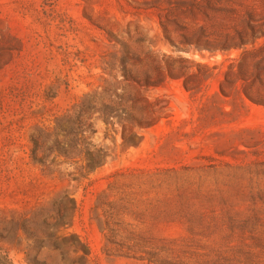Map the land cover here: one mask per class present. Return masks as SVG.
<instances>
[{"label":"rangeland","instance_id":"374dc122","mask_svg":"<svg viewBox=\"0 0 264 264\" xmlns=\"http://www.w3.org/2000/svg\"><path fill=\"white\" fill-rule=\"evenodd\" d=\"M0 264H264V0H0Z\"/></svg>","mask_w":264,"mask_h":264},{"label":"trees","instance_id":"16d2710c","mask_svg":"<svg viewBox=\"0 0 264 264\" xmlns=\"http://www.w3.org/2000/svg\"><path fill=\"white\" fill-rule=\"evenodd\" d=\"M81 104H82V103H80V106H82ZM104 121H105V122H107V121H108V119H107V118H105V119H104ZM80 124H81V122H80ZM82 132H83V130H81V129H80V130H79V133H82ZM35 145H37V144H35Z\"/></svg>","mask_w":264,"mask_h":264}]
</instances>
